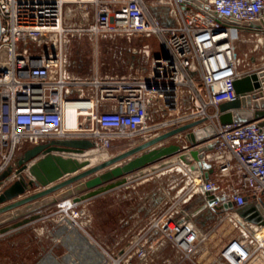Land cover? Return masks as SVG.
I'll list each match as a JSON object with an SVG mask.
<instances>
[{"label":"built area","instance_id":"1","mask_svg":"<svg viewBox=\"0 0 264 264\" xmlns=\"http://www.w3.org/2000/svg\"><path fill=\"white\" fill-rule=\"evenodd\" d=\"M160 1L150 8L145 0H0V174L27 149L52 140L85 138L108 152L115 141L146 142L216 118L217 133L206 142L215 146L202 159L210 168L201 169L192 157L189 164L175 157L188 169L184 201L206 195L210 212L243 229L242 237L222 248L219 264L264 259V226L237 214L248 206L264 211V134L257 122L221 125L217 116L219 105L237 98L233 81L247 74L240 71L234 43L243 31L219 16L258 21L264 0ZM83 35L97 43L122 36L154 38L164 51L151 57L146 75L83 78L72 73L69 53L72 39ZM153 110L162 117L156 122H151ZM73 116L77 128L70 127ZM178 136L186 143L182 153L198 149L186 134ZM182 211L167 210L149 229L193 262L207 234ZM133 256H147L144 242L115 264H135Z\"/></svg>","mask_w":264,"mask_h":264},{"label":"water","instance_id":"2","mask_svg":"<svg viewBox=\"0 0 264 264\" xmlns=\"http://www.w3.org/2000/svg\"><path fill=\"white\" fill-rule=\"evenodd\" d=\"M219 20L239 31L264 34V17L253 22L231 21L221 16H219ZM1 31L0 19V38ZM263 84L264 69L260 72L247 73L234 80L232 86L237 98L219 105L217 116L220 124L257 122L264 134ZM148 87L151 86L148 85ZM205 123V120H200L168 131L74 176L71 175L93 165L88 159L80 162L78 158V156H84L88 151L97 148L91 140L85 138L52 140L27 149L13 165L0 174V206L13 202L0 208V216L14 212L5 221L0 220V227L14 222L28 213L38 212L45 206L57 203L56 199L49 198L61 190L71 191L74 188V191L70 193L73 202L76 205L81 204L126 185L129 178L136 176L139 172L142 173L146 167L172 156H179V159L187 164H189V158L192 157L201 169L210 168L202 159L215 146V144L206 145V142L212 139L215 133H210L205 128L198 130ZM180 134H186V140L193 148L198 149L191 150L189 154L182 153L181 145H170L157 149V145ZM139 154L140 156H138ZM212 173L213 170H209L205 174V180H208ZM96 174L98 175L93 180L83 183V180ZM62 179L64 180L61 181ZM51 184L55 185L50 187ZM39 188H43V190L31 193ZM46 199L50 201H45ZM209 200L213 203L214 197L210 196ZM24 206H29L26 212H16ZM231 207L227 206L226 208ZM237 214L248 223L264 226V211H260L254 206L239 209ZM34 219H39V215L34 216L32 220ZM28 222L29 220L25 219L24 222L16 223L9 229H2L0 232L4 234ZM44 263L45 261L41 262V264Z\"/></svg>","mask_w":264,"mask_h":264},{"label":"rangeland","instance_id":"3","mask_svg":"<svg viewBox=\"0 0 264 264\" xmlns=\"http://www.w3.org/2000/svg\"><path fill=\"white\" fill-rule=\"evenodd\" d=\"M163 1L169 2V0ZM145 2L151 8V5L161 1L145 0ZM257 39L250 38V36H235L234 43L238 59L241 60V67L246 68L251 65V57L257 60L262 55L264 50L259 48V45L263 42V37L259 36ZM153 42H156V40L150 41L149 39L130 38L127 36L101 39L98 43L88 38H84L81 41L75 39L69 45V52L73 60L76 56L77 58H83L85 67L89 71L98 69L102 74L138 72L137 75H145L150 72L151 57L153 55L151 43ZM158 48V52L162 53L164 51L160 44ZM141 67L142 69H140ZM210 114L215 116V108H211ZM151 117V122H156L157 119L160 120L162 118L154 110ZM217 124L216 118L210 119L200 126L198 130L205 128L210 133H217ZM170 145H177L172 138L164 142L163 145H158L157 149ZM127 148L129 147H125L124 150H127ZM101 154L103 157L108 154L110 155L109 158H112V150L105 153V155L104 152L99 151L96 155L99 156ZM173 157L165 158L152 166L169 165V161ZM105 159L107 157L104 160L100 159L93 166L106 161ZM169 170L159 172L162 175L166 172V176H163L162 179H175L176 175H181L175 170L172 172H169ZM159 173L153 171L152 174L154 176L152 177H156ZM95 177H97V174L83 180V183L93 180ZM152 177H149V179H152ZM185 179H187L186 176L184 177ZM72 191H74V188L71 191L68 189L61 190L49 198L51 200L56 199L57 203L45 206L38 212H27L28 214L22 218L0 227L1 231L2 229H9L16 223L24 222L25 219L29 220L27 224H23L15 230H9L4 234L0 232V264H41L43 261H45L44 264H101L102 243H104L105 234L110 228V225L105 226L103 223L110 222V218L102 220L105 218L106 213L101 205L98 208L99 210L95 206H91L86 211L81 208L80 204H71L73 206L69 207L67 211L64 208H58L60 200L71 199L72 195L70 193ZM49 199L45 201H50ZM69 203L67 202L63 205ZM28 208L29 206H24L16 210V212H26ZM12 213L14 212L0 216V220L5 221ZM37 214L39 219L32 220ZM76 228L79 232H76ZM260 234L258 233V235ZM80 235L87 237L88 240L81 238ZM211 235L202 243L207 246L206 250L196 255V260H199L201 264H212V261H217L222 245L231 238L242 237L243 229L235 220L225 219L220 222ZM109 254L113 253L110 252ZM49 256H52V258H49ZM254 260L259 262V264H264L262 257ZM185 262L192 264L190 261Z\"/></svg>","mask_w":264,"mask_h":264},{"label":"crops","instance_id":"4","mask_svg":"<svg viewBox=\"0 0 264 264\" xmlns=\"http://www.w3.org/2000/svg\"><path fill=\"white\" fill-rule=\"evenodd\" d=\"M238 35H242L245 37L250 36V38H256V39L259 36L263 37L262 39L263 42H261L259 48H263L264 50V34L249 33L243 31L240 32ZM84 38L90 39L87 35H83V36L75 37L72 40L75 41L76 39L77 41L78 40L81 41ZM144 39H149L150 41H154V38H144ZM155 40L156 42L151 43L153 46V50H152L153 55L160 53L158 52L159 42L157 41V39ZM70 59H71L72 73L83 78H90L95 76H100V77L129 76L133 74L134 75L138 74V72L129 73V74H125V73L102 74L98 69L95 71L93 70L89 71L85 67L84 64L85 61L83 58H77L76 56L74 60L72 59V57H70ZM250 61L252 64L247 66L246 68L241 67L240 68L241 72L254 73V72L262 71L264 69V51L257 60L251 57ZM140 69H142V67ZM106 105L107 107L113 106L112 103L109 104L106 103ZM156 109L157 107L155 108V110ZM172 139L174 140L175 144L182 145L183 147L185 143L183 142L184 136H177ZM142 143H144V141H142L141 138L115 141L113 148L111 149L112 150L111 157L120 155L134 147H137ZM163 144L164 142L161 143V145ZM125 147H129V148H127V150H124ZM138 156H140V154ZM109 157L110 155H108L107 159H109ZM175 157L172 158L171 160L172 162H170L169 165H155V166L146 167L142 173H138L136 176H132V178H129L130 180L126 185L118 187L112 191L104 193L94 199L82 202L80 204L81 208H84L85 211L87 208H90L91 206H95L98 209L99 206L101 205L103 206V211H105L106 213L105 218H103L102 220H108L110 218L109 219L110 222L103 223V225L105 226L110 225V228L108 232L105 234L106 238L104 240V243H102V250H101L102 255L100 261L101 264H115V261L121 258V256L124 253L131 254L132 252H134L137 244L141 242H144L146 246L147 256L142 260L138 259V257L136 256H133L132 261L135 264H187L185 262L186 261L185 258L178 251H176L169 242L161 239L157 231H151L149 229L152 221L157 217L163 215L169 209L176 208L177 210L180 211L183 210L185 212L184 216L186 218H189L191 221L195 222L202 231V233L207 234V237H209L211 233H213L214 229L220 224V222H222L221 218L217 216V214L210 212V210L206 208L208 203L207 202L208 198L206 195L198 193L195 194L190 201L188 202L184 201L185 200L184 194L188 188H186L185 191L184 189L185 187L190 188V186L188 185L190 181H188V179L184 180L185 177L184 171H186L187 166L177 161V158ZM100 158L101 159L103 158L102 154L100 155ZM91 167H93V165L83 168L82 170L78 171L77 173L71 176L82 173L90 169ZM166 170H169V172L175 170L181 175H176L174 177L175 179H170V180L162 179L163 176H166L165 175L166 172L164 173V175L160 174L159 172ZM153 171L159 174L156 177H152L154 176L152 174ZM149 177H152V179H149ZM64 179H62L61 181H63ZM53 185L55 184H51L50 187ZM41 190H43V188L36 189L33 193H37ZM67 202L70 203L67 205H63ZM10 203L13 202H9L7 204L1 205L0 208ZM71 204H74L73 197H71V199L69 200H65V199L60 200V203L58 204V208L61 209L64 208L67 211L68 208L71 206ZM231 239L227 240L222 245V248ZM206 248H207L206 245L201 244L199 248V252L201 253L204 252ZM110 252H112L113 254L110 255L109 254ZM114 253H118V254H114ZM191 263L201 264L199 260L198 261L196 260V257L193 259V262ZM212 264H219V258L217 261H212ZM250 264H259V262L255 260Z\"/></svg>","mask_w":264,"mask_h":264},{"label":"bare ground","instance_id":"5","mask_svg":"<svg viewBox=\"0 0 264 264\" xmlns=\"http://www.w3.org/2000/svg\"><path fill=\"white\" fill-rule=\"evenodd\" d=\"M69 124H70V127L77 128L78 125H79V122H78L77 117H76V116H73V117L71 118ZM99 151L104 152V155H105V153H106L105 151L96 148V149H93V150L88 151L87 153L84 154V156H78L79 161H80V162H83V161H86V160L88 159L92 164H96V163L101 159V158H100V155H99V156L96 155ZM109 154H110V153H109ZM102 157H103V156H102ZM106 157H108V155H107ZM106 157H103L102 160H104V158H106ZM72 206H73V205H72ZM72 206H70V207H72ZM237 218H238V217H237ZM227 220H228V219H227ZM223 225H224V224H223ZM234 227H235V226H234ZM75 230H76V232H78V231H77V228H76ZM80 236H81V235H80ZM213 237H214V236H213ZM81 238H83V239H85V240H88L87 238H85V237H83V236H81ZM94 248H96V247H94Z\"/></svg>","mask_w":264,"mask_h":264}]
</instances>
